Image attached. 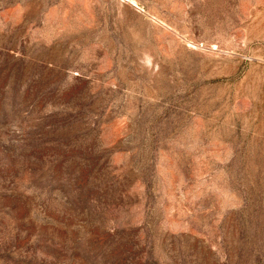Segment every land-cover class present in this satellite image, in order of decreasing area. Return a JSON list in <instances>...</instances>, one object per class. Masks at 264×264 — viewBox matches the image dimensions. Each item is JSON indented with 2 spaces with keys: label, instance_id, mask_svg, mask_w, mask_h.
I'll return each mask as SVG.
<instances>
[{
  "label": "rangeland",
  "instance_id": "1",
  "mask_svg": "<svg viewBox=\"0 0 264 264\" xmlns=\"http://www.w3.org/2000/svg\"><path fill=\"white\" fill-rule=\"evenodd\" d=\"M0 264H264V0H0Z\"/></svg>",
  "mask_w": 264,
  "mask_h": 264
}]
</instances>
